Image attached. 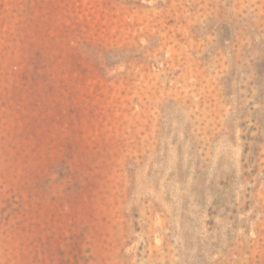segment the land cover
<instances>
[{"label": "rangeland", "instance_id": "1", "mask_svg": "<svg viewBox=\"0 0 264 264\" xmlns=\"http://www.w3.org/2000/svg\"><path fill=\"white\" fill-rule=\"evenodd\" d=\"M0 264H264V0H0Z\"/></svg>", "mask_w": 264, "mask_h": 264}]
</instances>
